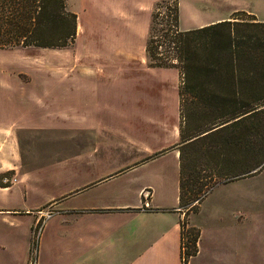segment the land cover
Masks as SVG:
<instances>
[{
  "label": "crops",
  "instance_id": "0c3cea01",
  "mask_svg": "<svg viewBox=\"0 0 264 264\" xmlns=\"http://www.w3.org/2000/svg\"><path fill=\"white\" fill-rule=\"evenodd\" d=\"M161 1L148 0L140 6L150 15V23L155 5ZM117 3L119 6L122 1ZM113 45L111 41L110 48ZM99 59V54H77L68 69L40 74L56 83L65 82L73 92L82 76L93 77L95 66L91 62ZM142 61L150 65L147 43ZM40 86L32 80V85L9 89L7 94L10 100L18 99L10 111L16 113L18 127L0 126L3 141L17 144L13 150L0 149V178L4 180L0 184V264L31 263L33 229L42 219L41 211L47 210L55 214L45 219L36 264H182L185 224L200 230L198 251L188 264H250L244 224L250 229L256 220L251 216L249 182L244 183L249 178L241 176L245 185L237 212L215 222L210 231L191 220L193 214L201 212L204 199L195 212L181 205L180 97L179 117L171 125L151 116L139 120L140 131L146 136L131 134L129 151L115 150L117 137L103 134L114 143L110 151H48L42 156L30 146L22 152L21 128L29 132L27 139L33 142L36 137L60 131L64 133L61 138H78L83 146L99 125L86 110V102L73 97L66 98L65 105L56 97L47 100L48 89L43 91ZM33 106L44 113L36 117L32 111L21 119L24 110ZM246 157L240 174L247 171ZM43 161L47 163L42 165L48 166L33 165ZM10 175L13 181L9 183ZM259 264H264V257Z\"/></svg>",
  "mask_w": 264,
  "mask_h": 264
},
{
  "label": "rangeland",
  "instance_id": "374dc122",
  "mask_svg": "<svg viewBox=\"0 0 264 264\" xmlns=\"http://www.w3.org/2000/svg\"><path fill=\"white\" fill-rule=\"evenodd\" d=\"M120 1L122 4L117 6L119 0H108V3L107 0H67L69 10L78 16L77 38L74 45L68 48H0V126H9L17 130L15 120L17 115L10 111L13 105L18 103V99L10 96V100L7 94L9 89L17 91L21 86L32 85V80L38 81V85H43L39 89L43 91L48 89L47 100L56 97L65 105L68 101L66 98L73 97L79 102H86V110L93 114L99 125L96 130L94 129L95 131L90 132L93 134L91 141L84 142L83 146L78 138H61L64 133L60 131L45 138L36 137L33 142L27 139L29 132L21 128L22 152L25 153L30 147L42 156L48 151L107 152L113 149L114 143L102 137L103 134H114L117 137L115 150L129 151L131 134L146 136L145 132L140 131L142 126L139 120L145 121L151 116L163 118L171 125L179 117L177 99L180 97L179 88L182 79L178 68L152 67L142 61L147 39L150 36L155 39L161 38L160 29L167 25L166 21L158 24V21L167 15V5L177 7L179 5L178 29L181 31L229 19L238 11L256 15L259 20L264 21V0H166L160 5H155L153 15L158 14L159 17L152 23L148 12L140 8L148 0ZM111 41L115 44L114 48L109 46ZM159 50L165 54L166 45ZM129 52L131 54H128ZM81 53H90L93 56L99 54L100 61L91 62L95 66L93 77L82 78V76L78 86L74 84L73 92L65 82L56 83L55 79L43 78L44 74H40L68 69L73 56ZM129 56L135 57V60H128ZM32 111L36 117L44 113L40 112V108L33 106L24 110L25 115H21V119L24 116L29 117ZM258 120L260 125L257 133H260L261 141L257 142V146L264 151V111L258 117L242 122L241 127L247 131L252 126L251 123ZM255 137L253 139H256ZM214 142L215 138L201 140L196 145L184 147L187 181L195 171L200 172L203 183L210 185L219 179L222 169L213 161L217 157L223 159L224 156L215 151V147L210 150V144ZM16 146V142L3 141L0 136V149L13 150ZM245 149L236 147L238 154L235 155L236 162L234 161L235 164H232L231 168L235 167L237 175L245 166L244 159L248 158ZM45 163L47 161L33 165L41 168L48 166L42 165ZM255 172L256 174L245 177L249 179L244 182H249L251 216L256 220V227L251 225L249 229V226L244 224V244L247 245L248 242V248L251 249L250 264H259L264 257V163ZM8 178L9 183L13 181L12 175ZM0 179L3 183L4 180ZM243 185L245 184L241 177L218 182L203 196V208L198 216L193 214L191 220L200 222L210 231L215 222L219 223L222 218L232 217V214L237 212L238 205H241L237 200H240ZM197 209L189 212H195Z\"/></svg>",
  "mask_w": 264,
  "mask_h": 264
},
{
  "label": "trees",
  "instance_id": "16d2710c",
  "mask_svg": "<svg viewBox=\"0 0 264 264\" xmlns=\"http://www.w3.org/2000/svg\"><path fill=\"white\" fill-rule=\"evenodd\" d=\"M166 8L167 15L158 24L166 21L167 25L160 29L161 38L149 37L147 53L150 66L177 67L182 79L181 205L190 211L197 209L203 196L218 182L256 174L253 171L264 163V151L257 146L261 141L257 133L259 120L252 122L247 131L241 127L242 122L264 111V21L238 11L229 19L181 31L179 5ZM158 17L153 15V21ZM77 33L78 16L69 10L67 0H0V48L63 49L74 45ZM164 45L166 51L162 54L159 49ZM213 138L210 150L215 147L224 156L213 161L222 169L219 179L209 185L195 171L187 181L184 147ZM236 147L246 148L249 156L247 171L238 175L235 167L231 168L238 154ZM188 228L185 224L182 236V258L183 246H187L186 264L197 253L200 237L198 228Z\"/></svg>",
  "mask_w": 264,
  "mask_h": 264
},
{
  "label": "built area",
  "instance_id": "2783aa9c",
  "mask_svg": "<svg viewBox=\"0 0 264 264\" xmlns=\"http://www.w3.org/2000/svg\"><path fill=\"white\" fill-rule=\"evenodd\" d=\"M145 205L147 207H149V203H145ZM55 214V211L53 210H47V211H41V214L42 215V219L41 220H38L34 229H33V244H32V260H31V263L30 264H36L37 263V259H36V255H37V248H38V239L40 237V234L42 232V228L44 226V222H45V219H48L50 217H52L53 215ZM186 250H187V246L186 244H184L183 246V263L182 264H186Z\"/></svg>",
  "mask_w": 264,
  "mask_h": 264
}]
</instances>
